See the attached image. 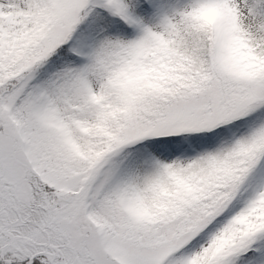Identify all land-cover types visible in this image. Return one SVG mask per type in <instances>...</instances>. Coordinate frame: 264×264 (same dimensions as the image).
<instances>
[{"label": "snow or ice", "instance_id": "snow-or-ice-1", "mask_svg": "<svg viewBox=\"0 0 264 264\" xmlns=\"http://www.w3.org/2000/svg\"><path fill=\"white\" fill-rule=\"evenodd\" d=\"M0 264H264V0H0Z\"/></svg>", "mask_w": 264, "mask_h": 264}]
</instances>
